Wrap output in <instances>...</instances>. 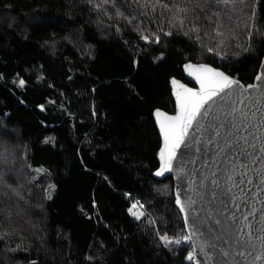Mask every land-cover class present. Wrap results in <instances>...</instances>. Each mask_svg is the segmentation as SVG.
Returning <instances> with one entry per match:
<instances>
[{
    "label": "trees",
    "instance_id": "trees-1",
    "mask_svg": "<svg viewBox=\"0 0 264 264\" xmlns=\"http://www.w3.org/2000/svg\"><path fill=\"white\" fill-rule=\"evenodd\" d=\"M263 58L264 0H0V264H194L159 239L187 230L155 111L187 63L246 86Z\"/></svg>",
    "mask_w": 264,
    "mask_h": 264
},
{
    "label": "snow or ice",
    "instance_id": "snow-or-ice-1",
    "mask_svg": "<svg viewBox=\"0 0 264 264\" xmlns=\"http://www.w3.org/2000/svg\"><path fill=\"white\" fill-rule=\"evenodd\" d=\"M88 2L91 4V0ZM201 2L227 5L231 0ZM177 11L187 19L190 10L183 7ZM184 19L180 20L181 26ZM198 19L199 16H194L190 23L191 31L197 33L199 40ZM43 23L56 27L61 22L45 19ZM155 42H159V36ZM207 51L214 49L208 47ZM184 67L199 87H188L172 79L175 115L155 111L163 147L154 175L163 177L165 173L175 172L177 180L183 181L182 190L177 186L174 203L183 213L187 231L182 230L180 236L174 237L158 233L159 239L165 247L191 242L192 251L186 257L189 261L202 255L211 264H264V73L255 76L256 83L245 86L240 79L207 64L187 63ZM19 83L23 85L25 81L21 79ZM7 131L6 126H0V137L6 136ZM209 145L211 152L207 151ZM182 148L186 151L178 158ZM193 149L194 153L202 152L204 156L199 168L189 167L197 163L194 153L190 155ZM178 159L179 163L175 164ZM197 197L199 201L207 199L209 204L219 202L222 206L214 218L215 224L221 226L220 234L202 230L206 220L212 218L210 213L216 210L205 208L209 215H201ZM134 215L139 220L144 213Z\"/></svg>",
    "mask_w": 264,
    "mask_h": 264
},
{
    "label": "water",
    "instance_id": "water-1",
    "mask_svg": "<svg viewBox=\"0 0 264 264\" xmlns=\"http://www.w3.org/2000/svg\"><path fill=\"white\" fill-rule=\"evenodd\" d=\"M192 64H195V63H192ZM207 65H209V64H207ZM262 65H264V58H263V60H262L261 66H260L259 74L264 73V67H262ZM209 66H210V67H213V68H216V67H214V66H212V65H209ZM216 69H218V70H220V71H223V70L220 69V68H216ZM223 72H224V71H223ZM184 73H185V78H186V80L192 84V86H189V85H187V86H188V87H192V88H198L199 85L194 81V79H193L192 77L188 76V73H187V71L185 70V67H184ZM225 73H226V72H225ZM226 74H227V73H226ZM259 74H258V75H259ZM228 75H229V74H228ZM233 78H235V77H233ZM181 83H182V82H181ZM254 83H256V80L254 81ZM174 97H175V96H174ZM160 111H163V110H160ZM163 112H165V111H163ZM168 114H169V113H168ZM169 115H175V113H173V114H169ZM155 120H156V117H155ZM156 123H157V121H156ZM157 126H158V129H159V131H160V128H159V124H158V123H157ZM161 137H162V135H161ZM162 140H163V138H162ZM184 151H186V150L182 148V149H181V152L178 153V158H182V153H183ZM207 151H209V152L212 151V146H211V145L208 146ZM193 153H194V149L192 150V152H190V155H192ZM193 158H196V159H197V163H196L195 165H190L189 167H190V168H199V167H200V164H201V162H202V160L204 159L203 153H202V152H201V153H194ZM174 163H175V164H178V163H179V159H178L176 162H174ZM168 176L173 178V181H174V190H175V192L177 191V186H178V185L181 186V190H182V188H183V181H179V180H177L175 172H172V173H165V175H164L163 177H156V176H155V177L158 178V179H163V178L168 177ZM254 182H255V178H254ZM182 198H183V197H182ZM197 200L199 201V198H198V197H197ZM197 207H199V208L202 209V211H201V215H209V213H206V212L204 211L205 208L216 210V211L210 213V216H211L212 218H209V219L206 220L205 224L202 225V230H203L204 232H206V233H208L209 231H211V232H213V233L220 234V231H222L221 226L216 225L215 222H214V218H215V216L217 215V212H218L219 209L222 207V206L219 204V202H214V203L209 204V203H208V200L206 199V200H204V201H199ZM258 207H260V206L258 205ZM189 214L191 215V212H190ZM257 215H259V213H257ZM190 243H191V242H190ZM197 252H198V250H197ZM249 260H251V257H249ZM194 264H211V262L207 261L202 255H197L196 260L194 261ZM229 264H231V262H229Z\"/></svg>",
    "mask_w": 264,
    "mask_h": 264
},
{
    "label": "rangeland",
    "instance_id": "rangeland-1",
    "mask_svg": "<svg viewBox=\"0 0 264 264\" xmlns=\"http://www.w3.org/2000/svg\"><path fill=\"white\" fill-rule=\"evenodd\" d=\"M135 207L132 206L131 213L132 215L143 213V210L141 209L140 205L138 203L133 204ZM135 216V215H134ZM136 217V216H135ZM143 217V216H142Z\"/></svg>",
    "mask_w": 264,
    "mask_h": 264
}]
</instances>
